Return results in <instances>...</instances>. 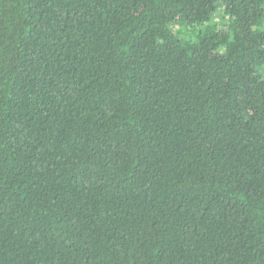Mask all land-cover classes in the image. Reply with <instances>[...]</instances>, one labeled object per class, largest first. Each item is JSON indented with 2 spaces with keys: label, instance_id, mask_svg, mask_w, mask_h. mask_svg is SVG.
<instances>
[{
  "label": "trees",
  "instance_id": "1",
  "mask_svg": "<svg viewBox=\"0 0 264 264\" xmlns=\"http://www.w3.org/2000/svg\"><path fill=\"white\" fill-rule=\"evenodd\" d=\"M0 264H264V0H0Z\"/></svg>",
  "mask_w": 264,
  "mask_h": 264
},
{
  "label": "rangeland",
  "instance_id": "2",
  "mask_svg": "<svg viewBox=\"0 0 264 264\" xmlns=\"http://www.w3.org/2000/svg\"><path fill=\"white\" fill-rule=\"evenodd\" d=\"M176 27H177V28H179V27H178V25H176ZM190 35H191V37H190V38L193 40V42H195V41H196V39L193 37V34L191 33Z\"/></svg>",
  "mask_w": 264,
  "mask_h": 264
}]
</instances>
